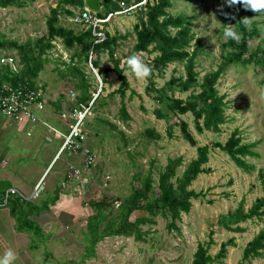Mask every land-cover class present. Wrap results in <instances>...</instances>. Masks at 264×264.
I'll return each instance as SVG.
<instances>
[{
  "label": "rangeland",
  "instance_id": "obj_1",
  "mask_svg": "<svg viewBox=\"0 0 264 264\" xmlns=\"http://www.w3.org/2000/svg\"><path fill=\"white\" fill-rule=\"evenodd\" d=\"M148 1L151 3L153 0ZM57 3L58 0H20L18 6L0 8V41L22 44L45 35V19L50 8L58 7ZM241 8L239 4L229 7L226 0H170L166 13L181 14L189 21L193 39L187 50L190 51L195 45L200 47L201 52L194 59V71L199 82L203 74L215 69L223 56L236 51L222 44L226 41L225 28L237 23L235 19L239 17ZM62 9L70 10L72 15H66ZM77 10L74 6L58 8V23L75 33L87 27L71 20ZM142 10L135 8L129 13L114 14L100 24V32L120 37L113 44V58L126 62L134 54L133 25ZM100 12H103L102 8ZM251 23L255 24L256 32L247 38L243 56L245 59L250 56V61L244 65L239 62L228 65L215 84L218 94L223 95L225 101V123L219 126L218 132H196L190 113L167 119H157L153 115V110L159 107L156 96L184 99L192 92H178L165 86L170 76H183L181 63L168 64L163 78L155 77L154 88L150 90H145L146 80H138L127 63L124 66L120 64L129 88L138 94L127 98L129 90L125 91L123 101L129 119L122 121L118 114V95L107 97V93L115 89L119 81L113 71L102 72L104 68L112 66L106 50L99 51L97 55L92 54L91 59H96L98 63L93 71L89 61L73 60L86 75L91 85L90 92L98 94L82 125L87 134V146L94 155L92 164L83 170V176L91 177V180L85 192H82L79 182H74L76 190L71 191L79 197L80 203L101 199L105 203L101 211L107 220L116 221L122 199L132 187L139 186L138 181L132 180L133 177L141 178L148 169L152 182L147 198H157V174L166 159L181 157L180 165L175 168V177H179L188 161L195 157V147L179 136L178 120L187 123L196 146L205 143L210 145L208 160L203 165L208 172L198 174L187 187L195 192L201 191L202 195L190 199L187 213H179V220L174 221L178 230L168 231L165 218L160 215L150 217L145 211H134L130 219L140 215L152 219V223L139 225L143 233L142 240L123 236L104 237L94 245L93 255L88 258L82 257L86 244L85 225L86 218L93 210L83 205L82 211L71 212V205H78L70 202L73 199L71 195L64 196V210L54 211L51 206L50 210L41 212L37 218L29 217L39 231L33 235L26 233L25 264H189L197 243L206 245L208 253L214 255L219 244L230 237H233L235 245L227 246L225 257L211 264H235L240 260L244 244L264 228V217H253L238 223L237 226L242 229L238 232L226 231L218 224V220L231 212L239 201H242L243 210H246L254 198L261 195L257 171L261 170L264 175V68L259 60L264 59V55L259 52L264 47V11L255 12L246 19V31ZM50 43L51 48L44 53L48 60L35 78L42 84L46 95L43 109L37 111V120L32 124L26 122L21 125L0 117V126L5 124L4 121L8 122L5 129L0 127V173L9 172L12 177H17L23 186L21 192L27 196L45 171L38 183L36 197L30 200L33 203L43 198V195H50L54 189L67 192L69 188L60 186L67 167L72 164L81 169L79 160L68 156L65 151L52 160L62 140L61 136L54 138L56 135L52 136L53 131L66 132L63 120L58 115L60 110L54 109L52 102L61 96V108L71 105L74 103L71 101L72 96L77 90L74 88V78H61L56 72V68L64 71L65 64L62 62L70 63L72 49H66L58 38ZM36 52L34 49L33 53ZM3 53L10 54L17 61L15 65L20 67L18 54L14 50L1 48L0 55ZM154 54L147 52L140 56L146 64ZM193 91L197 92L198 88ZM99 102L103 103L97 104ZM169 126L171 137L166 136V127ZM147 129L159 137L154 139L147 136ZM233 129L238 131L242 143L256 141L253 150L258 153V157L244 158L254 166L248 172L236 168L222 151L211 147V142L223 143ZM45 133L48 137L52 136L51 141L47 140ZM1 162L4 163L1 165ZM171 181L174 182V177ZM210 231L212 243L206 244ZM242 264H264V254Z\"/></svg>",
  "mask_w": 264,
  "mask_h": 264
},
{
  "label": "trees",
  "instance_id": "obj_2",
  "mask_svg": "<svg viewBox=\"0 0 264 264\" xmlns=\"http://www.w3.org/2000/svg\"><path fill=\"white\" fill-rule=\"evenodd\" d=\"M20 0H0V8L7 6H18ZM140 0H100L98 1L101 8L94 12V16L104 18L108 13L121 9L119 2H123L125 6ZM223 2L224 0H217ZM58 7L49 9L45 19V35L33 40V42H25L16 44L14 41H0L1 48H9L14 50L19 57V69L17 72H12L8 65H0V83L9 82L11 84L28 82L33 84L37 73L41 70L43 64L47 62L44 53L51 48V41L58 38L66 49H72L69 56L70 63H63L64 71L56 72L59 77H71L75 79L74 88L77 90L75 101L73 104L86 103L91 98L90 83L88 82L84 72L77 67L73 60L89 61L91 67L96 69L98 63L96 59H91L92 54L97 55L99 51L106 50L109 60L112 64L110 68H104V72L113 71L119 81L117 87L107 93V97H112L117 94L119 97L118 114L122 121L129 119V115L125 110L123 98L125 91L129 90L127 98L133 95L138 96L134 90L129 88L127 78L122 74V67L126 63L120 59L113 58V44L120 37L109 35L104 31V38L97 41L92 34L90 26L74 32L70 28H66L58 23V8L59 6H74L78 10L83 6V0H58ZM170 7V0H153L151 3L146 0L141 14L138 16L137 22L133 25L134 28V43L132 52L134 54H143L147 52L155 53L153 57L147 61V65L151 68V75L145 79V90L154 88V78H163L164 70L168 64L178 62L182 64L183 76H170L165 83V86L175 89L178 92H186L191 90L184 99L156 96V101L159 107L153 110V115L157 119H167L177 115L190 113L192 116L193 128L196 132L202 131L218 132L219 126L225 123L223 95H219L215 84L228 67V65L239 62L244 65L250 61V56L243 58L246 50L247 38L256 32L254 23L250 24L249 30H245V21L251 17L254 12L246 10L243 6L239 17L236 18V24L232 26L240 35L239 42L227 38L222 44L224 47L235 48L236 51L227 53L222 57V61L215 66V69L203 74L200 82L196 79L194 71V59L200 54V47L195 45L190 51V42L193 39V33L189 28V21L181 14L169 15L165 9ZM66 15H72L68 9H62ZM172 30V32H171ZM225 31V30H224ZM36 49V54L33 53ZM256 52V51H255ZM254 52V53H255ZM264 55V47L259 51ZM253 53V54H254ZM126 60V58H123ZM264 68V59H259ZM120 64L123 65L120 67ZM102 73V74H103ZM99 75V72L97 71ZM103 78V75L100 76ZM102 81V79H101ZM264 82V77L262 79ZM198 88L197 92L193 89ZM98 94L95 96L94 102ZM61 96L58 97L52 104L56 110L59 108ZM100 98V97H99ZM163 99L166 102L163 103ZM103 103V102H102ZM101 102L97 104H102ZM69 105V106H71ZM93 108V107H92ZM179 136L188 145L195 147V157L188 161L185 168L182 170L179 177H175V168L180 165L181 157L167 158L163 168L157 174L156 187L159 192L157 198L148 200L147 193L151 186V171L148 169L144 176L133 177L139 183L137 188H131L130 193L122 199L118 219L107 220L106 215L101 211L105 203L100 200H90L81 202L80 205H86L93 210V213L86 218L84 240L85 254L83 258H88L93 255L94 245L104 237L123 236L132 237L135 240H142V231L139 225L152 223L149 217L140 215L130 219V214L134 211H145L150 217L160 215L165 218V227L168 231L178 230L174 221L179 220V213H187L190 208V199H196L201 196V191L195 192L192 189H187L190 182L200 173L208 172V169L203 165L208 160V151L210 145L205 143L196 146V141L190 134L187 123L183 120L177 122ZM147 136L157 139L158 134L147 129ZM171 127H166V136L171 137ZM212 148H217L222 151L233 165L248 172L254 169L251 163L245 161V157L257 158L258 153L253 150L256 141L250 143H242L238 135V131L233 129L223 143L211 142ZM89 148V147H88ZM259 178L261 195L255 197L251 205L243 210L242 201H239L237 206L226 216H221L218 224L226 231L238 232L242 229L237 226L238 223L244 222L255 217L261 219L264 217V175L261 170L257 171ZM174 177V182L171 178ZM11 187L7 181H0V197L3 191ZM59 193H66L60 189H54L50 195H43V198L33 203L31 201L22 200L19 197H10L7 202L9 214L14 219L16 230L33 235L38 232L36 223L30 220L29 217H37L41 212L50 210L55 201H58ZM71 210V208H69ZM104 224L101 226V223ZM212 243L211 231L208 233L206 244ZM233 237L221 242L214 255L208 253L206 245L197 243L192 253V258L189 264H211L213 261H220L225 257L226 247L234 246ZM264 254V228L258 230L252 238L247 241L241 249V257L235 264H242L243 261H248L252 258L260 257Z\"/></svg>",
  "mask_w": 264,
  "mask_h": 264
},
{
  "label": "built area",
  "instance_id": "obj_3",
  "mask_svg": "<svg viewBox=\"0 0 264 264\" xmlns=\"http://www.w3.org/2000/svg\"><path fill=\"white\" fill-rule=\"evenodd\" d=\"M146 0H140L137 3H130L125 6L123 2H119L120 10L108 13L104 18L94 16V13L85 5L73 15V22L83 23L90 26L92 34L96 37L95 42L104 38L103 32H100V24L109 20V18L118 13L134 11L144 5ZM17 61L8 53L0 55V65H8L12 72H17L19 67L15 65ZM97 93L92 94L86 103H77L73 106H66L59 111V117L66 125V132L62 136L60 145L56 151L55 158L63 151L69 156L77 158L81 169L72 164L67 170L60 182V186L64 187L68 181L79 179L80 172L86 170L92 164L94 155L87 146V134L82 128L83 121L89 115L93 101ZM75 99V94L72 96ZM45 102V93L42 84L34 80L33 84L28 82L11 84L9 82L0 83V117L12 122H28L30 124L37 120V111L42 110ZM39 189V184H35L27 196L23 195L15 187L5 189L0 197V209L7 206L10 197H19L22 200H31L35 198Z\"/></svg>",
  "mask_w": 264,
  "mask_h": 264
},
{
  "label": "crops",
  "instance_id": "obj_4",
  "mask_svg": "<svg viewBox=\"0 0 264 264\" xmlns=\"http://www.w3.org/2000/svg\"><path fill=\"white\" fill-rule=\"evenodd\" d=\"M58 97L55 98V99H58ZM54 100H53V102H54ZM45 102H46V95H45ZM45 102H44V105H45ZM62 103H63L62 101L59 102V108H58V110H60ZM4 123L5 124L4 125H1L0 127H2V128L5 129V127H7L8 122L4 121ZM16 123H22L21 125L25 124L24 122H16ZM64 126L66 128L65 123H64ZM63 134H64L63 132L59 133L57 131H53V135L52 136L54 137L56 135L54 138L57 139V138H60L59 136H61V138H62ZM45 136H46V138H47L48 141H51L50 138H52V136L51 137H48V135H46V133H45ZM1 148L3 149L4 147L2 146ZM54 158H55V154L53 155L52 160ZM3 163L4 162H1V165ZM60 171H62V169ZM44 172H43V174H44ZM83 173H84V171L82 170L80 172V177H79L80 180L79 179H74V180L68 181L66 183L65 187H63V188L64 189H68L69 188L68 191L66 192L67 194L66 193L65 194L64 193H59L58 201L56 200L55 201V205H53V207L55 209L54 211H56V210L58 211V210H61V209L64 210L63 209L64 208V205H65L64 196H66V195H68V196L71 195V197L73 199L70 198L71 199L70 202L71 203L72 202L73 203H76L79 206V208H78V206L75 207L72 204L71 207H70L71 208V210H70L71 212L72 211L79 212V211H82V209H84V207H82L80 205V199H79V197H76L71 192L72 190H76V187L74 186L75 185L74 182H79V184H80V181L84 178ZM10 174L11 173H9V172H4V171L2 172L1 171V173H0V181H7L10 184L11 187H15L19 191H22V190H20V188L23 187V186L20 183V181L18 179H16L17 177L14 178ZM43 174L40 175V177L38 178V180L36 181L35 184H38L39 183L40 179H42ZM60 182H61V180H60ZM29 192H28V194H29ZM34 218H37V217H34ZM9 249H11L16 254V259H15V261H13V264H25V255H26V233L20 232V231L16 230L14 219L11 217V215L9 214V211L5 207V208L0 209V258H2L4 256V254H5V252L7 250H9Z\"/></svg>",
  "mask_w": 264,
  "mask_h": 264
},
{
  "label": "clouds",
  "instance_id": "obj_5",
  "mask_svg": "<svg viewBox=\"0 0 264 264\" xmlns=\"http://www.w3.org/2000/svg\"><path fill=\"white\" fill-rule=\"evenodd\" d=\"M226 2L229 7L239 4L242 5L246 10H250L254 13L264 11V0H226ZM224 36L226 39L230 38L237 42H239L240 40V35L234 30L232 26H228L225 28ZM126 63L132 69L133 74L138 80H145L151 75V68L144 63L140 54L131 55L127 58ZM92 94L93 93H91V96ZM76 95L77 93L75 94V96ZM71 101H75V99ZM15 259L16 254L11 249H9L5 252L4 256L0 258V264H13V261H15Z\"/></svg>",
  "mask_w": 264,
  "mask_h": 264
},
{
  "label": "water",
  "instance_id": "obj_6",
  "mask_svg": "<svg viewBox=\"0 0 264 264\" xmlns=\"http://www.w3.org/2000/svg\"><path fill=\"white\" fill-rule=\"evenodd\" d=\"M83 4L87 8H89L92 12H97L99 10L98 0H83ZM89 66H90L91 70L93 71V68L91 67V64ZM90 180H91V177H88V178H83L80 181L82 192H85L87 190L88 183L90 182Z\"/></svg>",
  "mask_w": 264,
  "mask_h": 264
}]
</instances>
